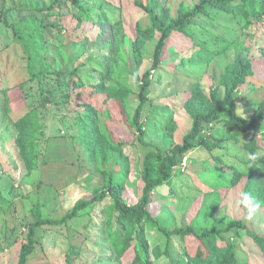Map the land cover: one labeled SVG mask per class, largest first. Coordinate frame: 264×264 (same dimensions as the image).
Instances as JSON below:
<instances>
[{
    "label": "rangeland",
    "instance_id": "rangeland-1",
    "mask_svg": "<svg viewBox=\"0 0 264 264\" xmlns=\"http://www.w3.org/2000/svg\"><path fill=\"white\" fill-rule=\"evenodd\" d=\"M54 2L0 0V264H19L38 218L62 219L102 192L107 198L75 220L38 228L27 264L228 263L220 239L168 238L155 221L202 232L248 216L242 199L254 177L264 195V125L253 136L229 111L204 120L198 148L154 189L150 216H125L116 199L130 208L143 202L149 156L183 146L196 116L226 100L247 58L254 69L234 92L237 113L264 111V8L210 6L170 39L154 68V20L180 19L201 0H62L49 9ZM148 72L145 144L134 117ZM151 162L157 181L161 161ZM255 214L246 222L263 233L262 212ZM246 243L240 264H264Z\"/></svg>",
    "mask_w": 264,
    "mask_h": 264
},
{
    "label": "trees",
    "instance_id": "trees-1",
    "mask_svg": "<svg viewBox=\"0 0 264 264\" xmlns=\"http://www.w3.org/2000/svg\"><path fill=\"white\" fill-rule=\"evenodd\" d=\"M62 0H55L52 6L49 9L55 8L58 4H60ZM244 4L250 5L252 7H256L260 5L264 8V0H201L200 4L196 6L194 9H190L188 12L184 13L180 19L172 20L169 23H162L160 20L155 19L154 23L157 30L160 33L158 45L155 51L154 57V68H158L161 65L163 53L170 41L176 34H180L183 32H187L192 25V22L195 18L199 17L202 14L209 13L208 8L210 6L224 9L225 7H229V5L236 4ZM0 21H1V13H0ZM253 60L252 58L245 59L239 66V71L236 76V81L233 86L230 88L226 100L217 107L213 112L205 114L199 113L196 116V120L194 123L193 130L189 133L185 139L184 144L181 147H177L174 149L173 154L171 156L165 157L161 150H158L157 155H150L146 161V189L144 192L143 202L137 207H127L124 205L118 198L116 199L118 210L125 216H135L139 214H145L150 216V213L147 209V206L152 202L153 199V191L160 184L170 181L174 177L175 168L181 162L180 157L186 156L191 150L198 148V145L193 142L201 132L203 127L204 120H212L214 118H218L223 115L226 111H229L232 121L234 125L243 132H250L253 136H256L259 133V128L264 125V111L253 117L252 119H246L238 115L237 113V102L235 99L234 92L240 88L244 82L249 78V73L252 72L253 68ZM143 85L140 93V104L136 110L134 123L138 129L140 140L144 142L145 137V128L141 123L143 111L147 103V96L151 90L153 82L151 81V73L148 72L143 76L142 79ZM145 143V142H144ZM146 144V143H145ZM152 157L157 158L161 161V165L159 168L160 178L157 181L152 179V166L153 162ZM258 181L260 179L258 177H254L252 181L247 185V189H245L246 193H250L252 197V201L250 204L252 207L254 204L258 203L260 207L256 210L257 212H262V223L264 224V195L260 194ZM107 192H102L92 196L91 199H84L76 203L75 207L71 211V213L67 214L62 219H42L38 218L36 222L29 229V242L23 246L22 253L20 257L19 264H27V257L33 253L35 248V237L36 231L38 228L44 226H60L65 225L68 222L75 220L79 212L90 208L98 202L103 201L107 198ZM257 214V213H256ZM255 214V215H256ZM247 217V216H246ZM238 219L231 221L227 227L222 228H214L212 230L205 231H197L195 228L190 227L188 229H173L167 230L163 227L159 222L155 221L156 224L160 225V229L164 235L168 238L172 236H185L192 235L195 236L201 243H212L213 241L220 239L227 249L229 250V257L227 258L226 264H240V260H245L244 257H241L238 254L241 246L246 242L251 243L264 254V232L261 233L257 231L259 227L254 228L253 224H248L246 220ZM151 220L154 219L151 217ZM234 232V236L237 237L242 244L239 246L235 243H231L230 237H228L231 233ZM247 239V240H246ZM247 244V243H246ZM245 244V245H246ZM255 253H258L254 251ZM262 253H258L260 256ZM247 260L253 261L251 257H246ZM215 264H222L221 260L218 259Z\"/></svg>",
    "mask_w": 264,
    "mask_h": 264
},
{
    "label": "clouds",
    "instance_id": "clouds-1",
    "mask_svg": "<svg viewBox=\"0 0 264 264\" xmlns=\"http://www.w3.org/2000/svg\"><path fill=\"white\" fill-rule=\"evenodd\" d=\"M238 111H240L242 113V109H239ZM250 160H256V156H249ZM250 201H252V197L250 193H244L243 194V199L242 202L245 206H249ZM260 207V205L258 203L254 204V206L251 208V210L249 211V214L247 216L248 220H252L253 216L256 212V210Z\"/></svg>",
    "mask_w": 264,
    "mask_h": 264
}]
</instances>
